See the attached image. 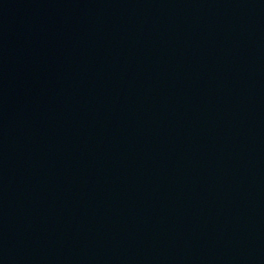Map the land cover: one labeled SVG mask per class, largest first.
I'll use <instances>...</instances> for the list:
<instances>
[{"label":"water","instance_id":"1","mask_svg":"<svg viewBox=\"0 0 264 264\" xmlns=\"http://www.w3.org/2000/svg\"><path fill=\"white\" fill-rule=\"evenodd\" d=\"M0 264H264V0H0Z\"/></svg>","mask_w":264,"mask_h":264}]
</instances>
